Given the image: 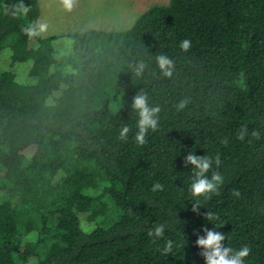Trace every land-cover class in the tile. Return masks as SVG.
Instances as JSON below:
<instances>
[{
	"label": "trees",
	"instance_id": "obj_1",
	"mask_svg": "<svg viewBox=\"0 0 264 264\" xmlns=\"http://www.w3.org/2000/svg\"><path fill=\"white\" fill-rule=\"evenodd\" d=\"M23 2L20 22L6 10L15 0H0V264H205V227L225 247L248 245L244 264H264V0H169L128 30L33 40L21 28L39 19V3ZM140 92L160 108L143 146L130 107ZM189 153L219 157L206 173L223 176L219 194L191 196Z\"/></svg>",
	"mask_w": 264,
	"mask_h": 264
},
{
	"label": "clouds",
	"instance_id": "obj_2",
	"mask_svg": "<svg viewBox=\"0 0 264 264\" xmlns=\"http://www.w3.org/2000/svg\"><path fill=\"white\" fill-rule=\"evenodd\" d=\"M60 5L65 11L71 12L77 3V0H59ZM6 10L10 12L13 18H19L21 16L26 17L30 11L31 7L26 6L23 0H15V3ZM48 25L39 19L32 21L29 25L21 28V32L29 40L36 39L42 34L47 32ZM179 47L181 51L188 52L192 47L191 40L185 38L181 40ZM156 63L165 77H171L174 69V61L161 54L156 56ZM146 68L143 61L138 62L133 66V71L137 76H141ZM186 102L181 101L178 105L179 109L185 107ZM131 109L138 114L137 129L134 136V141L137 145L143 146L147 143V136L149 131L155 132L159 124V106H149L147 95L144 92L137 93L131 103ZM131 129L124 125L119 130V139L127 140L128 134ZM247 128L241 127L237 139L244 140L247 135ZM251 135L253 137L259 138L260 132L253 130ZM213 163L217 166L220 164V159L217 156L215 160L209 156H197L194 153H189L185 158V167L191 165L192 167V182L189 185V191L193 198L199 201L200 198L210 199V194H219V188L224 184V178L219 172H213L211 178L206 176V173L212 168ZM164 186L160 182H155L151 188L152 192L163 191ZM234 196H239V192H233ZM200 207L199 203L193 204V212H197ZM205 219L208 221H213L216 216L212 212H208L205 215ZM166 226L164 224L154 225L149 231L148 236L155 243L156 239L162 237L165 233ZM205 233L204 236H199L196 240V246L202 251L200 255L204 258L205 264H244L245 258H247L251 253V248L248 245H244L240 249L236 250L229 246L225 247L223 241L226 239L225 235L222 233L210 230L207 227L203 229ZM174 242L172 240H167L163 246L162 254L167 256L173 252Z\"/></svg>",
	"mask_w": 264,
	"mask_h": 264
},
{
	"label": "rangeland",
	"instance_id": "obj_3",
	"mask_svg": "<svg viewBox=\"0 0 264 264\" xmlns=\"http://www.w3.org/2000/svg\"><path fill=\"white\" fill-rule=\"evenodd\" d=\"M169 0H77L71 12L65 11L59 0H38L39 20L47 23L48 30L41 36L82 32L89 29L124 31L131 28L140 14ZM23 21V16L19 18ZM15 35L10 33L6 42Z\"/></svg>",
	"mask_w": 264,
	"mask_h": 264
}]
</instances>
